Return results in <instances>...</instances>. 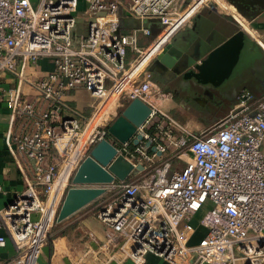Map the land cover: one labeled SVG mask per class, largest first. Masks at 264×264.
Listing matches in <instances>:
<instances>
[{"label": "built area", "instance_id": "1", "mask_svg": "<svg viewBox=\"0 0 264 264\" xmlns=\"http://www.w3.org/2000/svg\"><path fill=\"white\" fill-rule=\"evenodd\" d=\"M208 2L230 11L225 0H0V73L18 78L4 92V141L25 183L0 209V247L9 237L16 248L4 264H36L79 164L92 145L108 141V125L134 98L148 105V117L128 142L110 141L133 169L123 181L94 185L106 196L88 210L106 226L105 238L85 225L80 231L99 251L115 245L130 264H149L150 256L162 264H264V95L240 90L225 118L197 133L164 110L167 92L149 70ZM122 12L141 27L123 29ZM149 20L160 25L154 36L143 26ZM43 58L52 69L25 77L27 64ZM77 87L96 100L84 124L64 100Z\"/></svg>", "mask_w": 264, "mask_h": 264}, {"label": "crops", "instance_id": "2", "mask_svg": "<svg viewBox=\"0 0 264 264\" xmlns=\"http://www.w3.org/2000/svg\"><path fill=\"white\" fill-rule=\"evenodd\" d=\"M225 1L230 11L211 2L196 8L158 54L163 55L166 64L151 70L157 55L149 66L152 81L167 92L164 110L197 133L218 125L236 104L240 90H248L256 98L264 95V0ZM234 17H238L244 27ZM159 27L157 24L150 27L154 30L153 36ZM51 69V62L43 58L28 63L24 75L34 80ZM17 83L15 75L6 71L0 73V185L4 190L0 193V209L25 188L20 170L4 141L9 126L4 92ZM20 87L29 98L37 100L35 92L25 82ZM80 90L86 91L77 87L64 95V100L77 111L70 98ZM91 104L92 101L88 105L89 114ZM21 161L28 168V160L21 157ZM90 204L59 223L55 221L36 264H130L129 260L121 259L115 245L108 252L99 251L80 231V226L85 225L100 239L105 238L106 226L88 212L86 207ZM116 240V245L121 243L120 238ZM15 254L16 248L8 237L5 246L0 247V264ZM110 254H114L115 259H110ZM150 258L155 264H162L157 258Z\"/></svg>", "mask_w": 264, "mask_h": 264}, {"label": "water", "instance_id": "3", "mask_svg": "<svg viewBox=\"0 0 264 264\" xmlns=\"http://www.w3.org/2000/svg\"><path fill=\"white\" fill-rule=\"evenodd\" d=\"M153 24L160 26L158 20H149L143 26L150 28ZM141 25L139 19L127 17L126 12L121 13V27L123 29H136L140 28ZM152 31L154 32L153 29ZM159 64H166L163 55L157 56L150 69L153 70ZM149 113L148 105L140 99L134 98L125 103L119 114L108 125V133L119 143L124 144L131 139L136 132V127L145 121ZM137 139H140L139 135L133 138L132 142L137 143ZM100 142H105V140ZM113 149L114 153L105 162L98 160L92 154H87L84 157L71 179V186L65 193L56 216L55 221L57 223L85 207L105 192L104 187L94 185H107L115 180L123 181L127 178L133 169L129 154L124 149H121L120 153H116L114 147ZM125 162L129 165L126 166ZM137 168L142 169V166L138 165ZM201 213V211L198 213L195 220Z\"/></svg>", "mask_w": 264, "mask_h": 264}, {"label": "rangeland", "instance_id": "4", "mask_svg": "<svg viewBox=\"0 0 264 264\" xmlns=\"http://www.w3.org/2000/svg\"><path fill=\"white\" fill-rule=\"evenodd\" d=\"M32 3L34 5V2H32ZM84 7H85V4L82 1H80L79 5H78V9H77L78 14L81 13V11L83 10ZM77 27H78L77 31H81V29H79L81 27H83L82 31L85 30L84 24H80V25L78 24ZM70 100H73V102L75 103V107L80 110V111L78 110L79 112L84 113V116L88 115L90 112V108H88L89 103H91V101H92V104H91V107H92L93 104L96 102V100L94 99V101H93V99H91L89 97L88 93L84 90H80L79 92H77L73 97L70 98ZM84 118L85 117L82 116V119H83V121L81 120L82 124H84ZM110 141L114 143V139L111 136L108 137V141L105 140V142L99 141V142L95 143L90 148L89 154H92L94 157H96L98 160H100L102 162L107 161L112 156V154L114 153L113 147H115V145H112L113 147L111 146ZM115 144L117 146L120 145V143H118V142H115ZM182 158H183V160H181L178 164H176L177 168H180L183 166L184 159L186 160V156H184ZM125 165L128 166L129 164L127 162H125ZM105 196H106V194L104 193L101 196H99L97 199L93 200L91 202V204L89 205V207H86L87 210L90 209V206L94 205L97 201L104 198ZM50 230H51V228H50ZM155 262H156L155 260H153L151 258L149 259V264H155Z\"/></svg>", "mask_w": 264, "mask_h": 264}, {"label": "bare ground", "instance_id": "5", "mask_svg": "<svg viewBox=\"0 0 264 264\" xmlns=\"http://www.w3.org/2000/svg\"><path fill=\"white\" fill-rule=\"evenodd\" d=\"M260 40V39H259ZM261 43V42H260ZM264 45V44H263ZM264 47V46H263Z\"/></svg>", "mask_w": 264, "mask_h": 264}]
</instances>
